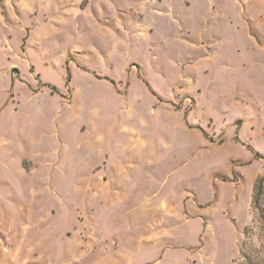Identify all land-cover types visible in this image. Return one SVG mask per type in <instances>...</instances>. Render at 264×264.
Instances as JSON below:
<instances>
[{
  "label": "rangeland",
  "instance_id": "374dc122",
  "mask_svg": "<svg viewBox=\"0 0 264 264\" xmlns=\"http://www.w3.org/2000/svg\"><path fill=\"white\" fill-rule=\"evenodd\" d=\"M260 177L264 0H0V264L264 258Z\"/></svg>",
  "mask_w": 264,
  "mask_h": 264
},
{
  "label": "trees",
  "instance_id": "16d2710c",
  "mask_svg": "<svg viewBox=\"0 0 264 264\" xmlns=\"http://www.w3.org/2000/svg\"><path fill=\"white\" fill-rule=\"evenodd\" d=\"M67 81H69V79ZM54 90L55 89L51 88L52 92ZM263 183H264V177H260L255 181L253 185L252 204L254 208H258L260 198L263 195V191H264ZM244 230H245L244 234L247 238L249 237L248 235L251 236V234H249L251 231H248L249 229H244ZM240 256H241V262L238 264H264L263 253L258 249L252 248L251 245H248V243L246 242L243 243V246L240 250Z\"/></svg>",
  "mask_w": 264,
  "mask_h": 264
}]
</instances>
